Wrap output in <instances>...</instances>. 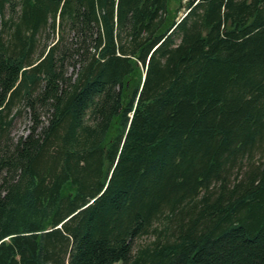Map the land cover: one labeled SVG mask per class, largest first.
<instances>
[{"label": "trees", "instance_id": "16d2710c", "mask_svg": "<svg viewBox=\"0 0 264 264\" xmlns=\"http://www.w3.org/2000/svg\"><path fill=\"white\" fill-rule=\"evenodd\" d=\"M116 261L264 264V0H0V264Z\"/></svg>", "mask_w": 264, "mask_h": 264}, {"label": "rangeland", "instance_id": "374dc122", "mask_svg": "<svg viewBox=\"0 0 264 264\" xmlns=\"http://www.w3.org/2000/svg\"><path fill=\"white\" fill-rule=\"evenodd\" d=\"M30 125V121L28 119L27 115H23L20 118H17V120L14 123L12 133L14 135L24 134L27 132V128ZM150 240L149 237H143L140 239H136L134 242V247L139 246L140 244L146 243ZM113 264H123L122 261H116Z\"/></svg>", "mask_w": 264, "mask_h": 264}]
</instances>
